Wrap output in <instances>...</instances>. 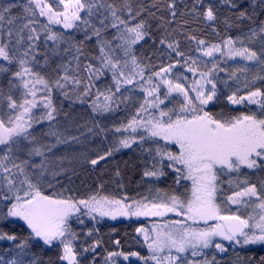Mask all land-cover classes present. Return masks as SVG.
<instances>
[{"label":"snow or ice","instance_id":"obj_1","mask_svg":"<svg viewBox=\"0 0 264 264\" xmlns=\"http://www.w3.org/2000/svg\"><path fill=\"white\" fill-rule=\"evenodd\" d=\"M181 2H0V241L14 245L0 253V264H85V253H93L88 264H95L100 240L77 247L73 222L82 225L83 217L159 221L135 230L147 255L108 251L104 264L118 257L219 264L205 250L227 253L223 241L264 245V0ZM221 6L228 12L225 32L237 35L199 38L190 23L209 24L220 36L214 25ZM181 38L194 47L183 50ZM149 42L156 51L145 55ZM228 61L231 69L221 66ZM221 85L229 105L248 110L211 111ZM77 103L90 109L83 123L70 111ZM121 111L125 117L110 127L95 119ZM72 125L79 135L71 134ZM82 136H110L111 143L90 159L58 155L59 145L81 143ZM121 149L139 151L142 181L170 176L172 191L153 185L144 195L112 196L100 183L78 196L70 186L77 175L72 165L83 160L95 168ZM114 175L121 176L119 169ZM15 221L28 230L23 238L3 230ZM83 235L91 238L93 229ZM35 245L59 248L56 259L43 260ZM236 264H244L238 254Z\"/></svg>","mask_w":264,"mask_h":264},{"label":"trees","instance_id":"obj_2","mask_svg":"<svg viewBox=\"0 0 264 264\" xmlns=\"http://www.w3.org/2000/svg\"><path fill=\"white\" fill-rule=\"evenodd\" d=\"M2 3H23L24 0H0ZM184 3L191 4V0H183ZM213 2H218V0H213ZM178 4L183 6L181 0H177ZM19 11V9L14 10V12ZM228 12L226 9L221 6L220 11V21L214 25L220 36H217L213 31L212 27L209 24H205L203 22L195 24L190 23L191 30L195 31V34L199 38L206 39L209 42H216L221 39L224 35H237L236 29L228 30L225 32V28L223 23L221 22L225 15ZM181 46L183 50H187L189 47H194V45H190L186 40L181 38ZM91 47V46H90ZM142 51L145 55H150L156 51L155 46L151 45V42L145 43ZM196 55V53H193ZM166 60V57L164 58ZM153 62H157V57H153ZM234 62H227V64H222V67H226L231 69ZM186 75L191 78V73H187ZM219 75L222 78H227L226 73L221 72ZM222 94L220 96V100L215 102L214 105H210L209 108L213 112H219L223 110L225 113H228L231 110L232 114H239L240 111H247L248 108L244 106H233L229 105L226 96L230 94L229 90L224 89L223 85H221ZM57 104L59 105L61 102L64 105L65 110L68 109L69 101L62 100L61 97L57 95L56 97ZM249 108H255V106H248ZM73 118H75L79 123H83L84 121L89 120L90 109L86 104H74L72 109ZM126 115L125 112L121 111L119 113L114 114H105L104 116H96L95 119L100 121V123L104 126H111L113 123H118L120 119L124 118ZM59 127L63 129L66 126V120L63 115L58 117ZM90 126V125H89ZM72 135H79L80 133L76 131L75 125H72ZM84 131V129H81ZM90 134L85 132V136H89ZM111 143V137L109 136L108 140L105 141L103 136L90 137L85 140V137H81V143H70L67 145H59L58 155H64L67 153L68 155H79L80 153H85L87 158H94L98 153H102L106 151ZM135 149V146H134ZM68 167L67 163L65 164ZM72 167L75 169L77 175L72 177L71 187L75 189L76 194L80 197L87 196L91 192H94L97 188V185L100 183H104L105 187L103 190L104 195H112V196H122L129 195L131 197H135L138 194L144 195L147 193V189L153 185L162 190L171 192L175 187L171 177L161 178L158 181L144 179L142 181L141 178V164L139 162V151L133 149H121L119 152L115 153L112 157H109L106 161H102L98 166L93 168L90 164L84 163L83 160H79L75 162ZM119 169L121 172V176H115L116 170ZM71 175V173H69ZM63 182L66 186H69V182L67 178H63ZM123 185V188L120 187ZM183 189H181L182 191ZM84 224H78L73 222V228L80 233V238L76 242L77 247L79 248L85 241L88 244H91L93 240H100V246L96 249L95 253V264H104V257L107 255L108 251H123L125 253L131 251H137L142 255H147L146 247H142L143 240L137 237L136 228L137 227H147L148 223L145 222H134V221H117V222H109L104 219L97 218L96 222H93L88 217H83ZM89 229H93V236L91 238L86 237L83 233L87 232ZM3 230L9 232H15L21 238H23L27 234V228L23 226V224L19 221H15L13 223H9L4 226ZM139 239V242H138ZM119 240L120 245L117 246L114 241ZM14 248L10 242L0 241V253L5 252V250ZM34 252H37L43 260H54L57 257V253L59 248H44L41 245H35L33 248ZM206 253L211 256L215 255L219 264H236L237 254L240 258L243 259L244 264H247L249 259L251 260V264H259L261 257H264V246L261 247H245V248H228L227 253L219 254L215 251V249H209ZM85 264H88L93 258V253H85ZM117 264H141L139 260L135 257H130L129 261H124L122 257H118Z\"/></svg>","mask_w":264,"mask_h":264},{"label":"rangeland","instance_id":"obj_3","mask_svg":"<svg viewBox=\"0 0 264 264\" xmlns=\"http://www.w3.org/2000/svg\"><path fill=\"white\" fill-rule=\"evenodd\" d=\"M228 62H233V61H228ZM231 210L232 211H235V206H231ZM97 218H99V217H97ZM100 219H104V220H107V221H109V222H117V221H134V222H137L138 221V223H139V221L140 222H145V221H147V222H149L148 223V226L147 227H151V224L153 223V221H156V222H159L158 220H157V218H144V217H142V218H124V217H118L117 219H115V220H112V219H110V218H107V217H105V218H100ZM20 222V221H19ZM22 224H23V222H21ZM26 227V226H25ZM141 239H142V237H141ZM218 239V238H217ZM223 243L225 244V246L227 247V248H245V247H261V246H264V245H260V244H257V245H247V246H243V247H240V246H233V245H230L229 244V242H227V241H223ZM209 250V249H208ZM205 251H207V250H205ZM218 253V252H217ZM219 254H223V253H219Z\"/></svg>","mask_w":264,"mask_h":264}]
</instances>
